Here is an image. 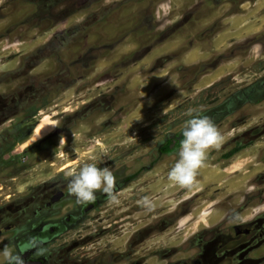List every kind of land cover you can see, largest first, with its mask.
I'll return each instance as SVG.
<instances>
[{"label": "rangeland", "instance_id": "rangeland-1", "mask_svg": "<svg viewBox=\"0 0 264 264\" xmlns=\"http://www.w3.org/2000/svg\"><path fill=\"white\" fill-rule=\"evenodd\" d=\"M87 1L68 0L60 21L38 23L30 0H0V199L13 195L23 233L48 191L94 162L131 179L116 208L140 204L134 224L105 233L102 249H124L141 235L137 255L147 253L148 264H187L195 255L206 261L212 235L263 213L264 173L256 178L255 154L264 145V0H102L84 9ZM109 7L98 23H83ZM72 8L80 10L69 14ZM70 29L77 33L56 39ZM237 93L240 102L232 98ZM189 108L208 118L223 108L211 118L222 140L207 151L194 182L179 186L167 179L175 150L159 147L180 133ZM45 116L58 126L31 144ZM8 203L4 224L12 220ZM77 233L83 231L66 238ZM12 237L5 232V246L15 251ZM259 242L256 264H264ZM82 259L73 252L62 263Z\"/></svg>", "mask_w": 264, "mask_h": 264}, {"label": "flooded vegetation", "instance_id": "flooded-vegetation-1", "mask_svg": "<svg viewBox=\"0 0 264 264\" xmlns=\"http://www.w3.org/2000/svg\"><path fill=\"white\" fill-rule=\"evenodd\" d=\"M37 8V11L33 14L35 17H40L38 23H43L41 17L54 18V23L60 21L63 17V10L59 7L65 5L68 0H30ZM75 1V0H73ZM102 0H88L83 2L84 9L90 8L93 5H99ZM65 5L64 7H67ZM74 7V6H73ZM78 8L69 9L70 13L79 11ZM100 10V9H99ZM114 9L105 8L104 10L96 13L94 11L93 16L87 18L83 23H98L101 19L105 18L110 11ZM90 14V12H88ZM49 21V23H53ZM32 23H37L34 20ZM75 29L65 31L62 35L56 36V39L60 36L62 39L76 34ZM214 59L211 60L213 62ZM221 62L223 60H220ZM216 67V66H215ZM262 86V85H260ZM260 89L261 87H257ZM237 102H240L239 94L232 97ZM229 100H231L229 98ZM219 110L212 111L210 119L216 115ZM0 138V141L5 140L4 136ZM0 142V144H2ZM72 177V176H71ZM70 177V179H71ZM14 178V177H12ZM70 179H62V181L55 187V191L49 190L46 196L37 203L36 207L30 212V216L24 219V224H28V229L22 233L20 226V214L19 208L15 201H12L13 195H8L0 199V248L5 246V232L12 231V245L16 252H19L22 256L28 253V257H24L25 264L28 262H39L41 264H63V256H70L73 252L82 255L84 262H77V264H85V262L93 259V264H148L147 253L138 256L137 254L143 248H138V245L142 243L140 237H135V241H129L128 247L124 249H118L113 251L111 247L104 248L100 246L101 241L106 236L105 233L115 231V229L121 228L126 224L132 226L134 222L131 221L134 213H137L138 204L132 209L133 205H128L125 208L118 209L117 201L113 202L109 199L107 194L100 190L95 193V200L85 204H77L75 197L71 196L67 191V182ZM131 179H116L114 185V195H117L121 190L126 187ZM46 188V187H45ZM133 195V194H132ZM130 201H122L123 206L131 203ZM11 203L6 207V218H11V222L4 224L5 220V204ZM8 203V204H9ZM128 209V211H126ZM120 212V215L117 213ZM124 212V213H123ZM126 212V213H125ZM261 214L254 223L242 221L234 222L221 229L219 234L214 236L213 240L210 239L209 243L214 242L216 237H220V243L216 246L207 245L206 252L208 253V259L204 261L199 255H195L190 258L187 264H256V244L258 241H264V227L262 229H256V223H260L264 226V212ZM76 229L77 232L83 231L82 234L77 233L78 236H72L71 232ZM259 230L258 237L260 239L256 242V232ZM263 230V231H262ZM211 236V237H212ZM87 237V238H83ZM64 239V242L56 245L57 241ZM78 239V241H75ZM32 240L37 241L35 247L29 246ZM104 242V241H103ZM259 242V243H260ZM89 246V247H87ZM91 246V247H90ZM54 247H62L58 252H53ZM92 251H87V249ZM77 250V251H76ZM83 250V251H82ZM84 254H92V258L88 259ZM108 254V256H106ZM217 258H222L221 263L217 262ZM81 260V259H80ZM217 260V261H216ZM67 264V263H65ZM90 264V263H89Z\"/></svg>", "mask_w": 264, "mask_h": 264}, {"label": "clouds", "instance_id": "clouds-1", "mask_svg": "<svg viewBox=\"0 0 264 264\" xmlns=\"http://www.w3.org/2000/svg\"><path fill=\"white\" fill-rule=\"evenodd\" d=\"M183 116V126L180 129L181 139L179 146L173 153L174 163L169 168L167 179L179 186H190L206 159L207 151L211 147H218L222 135L215 123L194 108L187 109ZM53 126H58L53 123ZM116 177L109 167H98L96 163H85L79 171L72 175L67 182V191L75 197L77 204H85L95 200L97 190L107 194L113 202L117 201L114 195ZM143 204L151 210L150 201L145 198ZM37 241L29 244L35 247ZM3 264H25L19 252L11 251L9 246L0 248Z\"/></svg>", "mask_w": 264, "mask_h": 264}, {"label": "trees", "instance_id": "trees-1", "mask_svg": "<svg viewBox=\"0 0 264 264\" xmlns=\"http://www.w3.org/2000/svg\"><path fill=\"white\" fill-rule=\"evenodd\" d=\"M181 138L182 137H181L180 133L172 135L171 137H169L165 142H163L160 145L159 151L161 153H171V152H173L179 146V141H180ZM239 150H241V148L235 149V150L227 153L225 156L226 157H230L231 155H233L234 153L238 152Z\"/></svg>", "mask_w": 264, "mask_h": 264}, {"label": "crops", "instance_id": "crops-1", "mask_svg": "<svg viewBox=\"0 0 264 264\" xmlns=\"http://www.w3.org/2000/svg\"><path fill=\"white\" fill-rule=\"evenodd\" d=\"M182 59H183V57H182ZM203 60H205V59H203ZM246 148L247 147L241 148V150H239L238 152L243 151ZM263 150H264V145L256 148V154H255V156H256V178H258L259 176H261L262 173H264V154H263L264 151ZM262 154H263V156H262ZM263 195H264V193H263ZM259 212H264V207H262V208L260 207Z\"/></svg>", "mask_w": 264, "mask_h": 264}, {"label": "bare ground", "instance_id": "bare-ground-1", "mask_svg": "<svg viewBox=\"0 0 264 264\" xmlns=\"http://www.w3.org/2000/svg\"><path fill=\"white\" fill-rule=\"evenodd\" d=\"M49 119V118H48ZM47 119V117L45 116L43 119H42V123L39 124L37 127L34 128L33 130V136L31 138V144L34 143L35 141H32L33 139L37 138L38 136H40L41 134L42 135H46L50 132H52V128H53V125L49 123V120Z\"/></svg>", "mask_w": 264, "mask_h": 264}, {"label": "water", "instance_id": "water-1", "mask_svg": "<svg viewBox=\"0 0 264 264\" xmlns=\"http://www.w3.org/2000/svg\"><path fill=\"white\" fill-rule=\"evenodd\" d=\"M27 264H41L39 262H28Z\"/></svg>", "mask_w": 264, "mask_h": 264}]
</instances>
